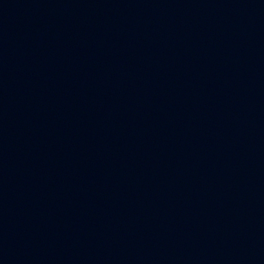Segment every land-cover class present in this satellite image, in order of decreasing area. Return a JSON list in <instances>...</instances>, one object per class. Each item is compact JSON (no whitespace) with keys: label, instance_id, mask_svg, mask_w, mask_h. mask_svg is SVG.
Returning a JSON list of instances; mask_svg holds the SVG:
<instances>
[{"label":"water","instance_id":"1","mask_svg":"<svg viewBox=\"0 0 264 264\" xmlns=\"http://www.w3.org/2000/svg\"><path fill=\"white\" fill-rule=\"evenodd\" d=\"M0 264H264V0H0Z\"/></svg>","mask_w":264,"mask_h":264}]
</instances>
